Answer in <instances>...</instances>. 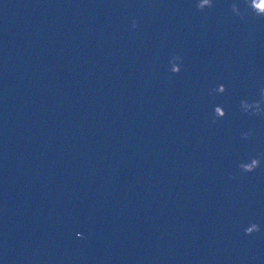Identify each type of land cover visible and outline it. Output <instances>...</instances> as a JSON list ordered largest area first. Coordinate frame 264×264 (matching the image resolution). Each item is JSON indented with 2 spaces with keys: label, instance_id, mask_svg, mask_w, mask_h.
I'll list each match as a JSON object with an SVG mask.
<instances>
[{
  "label": "water",
  "instance_id": "1",
  "mask_svg": "<svg viewBox=\"0 0 264 264\" xmlns=\"http://www.w3.org/2000/svg\"><path fill=\"white\" fill-rule=\"evenodd\" d=\"M0 264H264V0H0Z\"/></svg>",
  "mask_w": 264,
  "mask_h": 264
}]
</instances>
